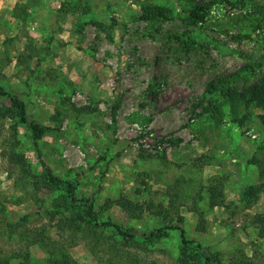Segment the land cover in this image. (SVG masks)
Here are the masks:
<instances>
[{
	"label": "rangeland",
	"instance_id": "rangeland-1",
	"mask_svg": "<svg viewBox=\"0 0 264 264\" xmlns=\"http://www.w3.org/2000/svg\"><path fill=\"white\" fill-rule=\"evenodd\" d=\"M63 1L0 0V87L44 128L41 160L98 223L164 235L77 219L85 209L45 184L19 106L0 95V220L29 215L0 226V258L45 264L54 242L76 264H200L199 244L212 264H264V193L239 210L264 184V111L206 91L264 80V0H68L62 20Z\"/></svg>",
	"mask_w": 264,
	"mask_h": 264
},
{
	"label": "trees",
	"instance_id": "trees-1",
	"mask_svg": "<svg viewBox=\"0 0 264 264\" xmlns=\"http://www.w3.org/2000/svg\"><path fill=\"white\" fill-rule=\"evenodd\" d=\"M68 0H64L61 3V19L63 20L67 11V5H68ZM162 9L158 7H143V14L144 15H162L161 14ZM189 18L195 21H203L204 17L192 13L190 14ZM264 22V20H263ZM216 85H218L216 87ZM220 87L221 93L223 96H225L227 99L231 100H241L245 103H250L254 102L258 107H260L264 111V80H261L257 83H254L250 85V87L246 90H244L241 93L235 92L231 87H230V81L228 79H223L217 82L216 84L211 83L207 86L206 91L207 94H211L215 89H218ZM0 95L7 96L8 99L11 101L13 104H17L19 106L20 110V122L30 131L32 135V139L34 140L35 144L34 146L36 147L37 155L40 160V163L42 167L44 168L45 171V184L49 186H63L65 194H66V199H68V202L70 203V208H75V207H82L85 209L84 212V217H79L77 219L83 220L86 219L88 222L93 223L94 226L96 227H110L115 232L122 237L126 238H135V237H142L146 240H152V239H157L160 238L161 236L164 235V228L162 229H155L150 231L148 234H145L144 232H136V231H129V230H123L120 226L112 224L111 222H103V223H98L96 220V217L93 213V208L89 204L87 205L86 203H83V205L77 204V200L74 195V187L72 186L71 183L64 182L60 180L58 177L54 176L52 171L45 165V163L41 160V154L40 151L38 150L37 147V141L40 140L43 135H44V128L35 120L28 118L26 114V107L25 105L17 99V97L6 94L3 92L2 88L0 87ZM215 109V106L213 105V108ZM206 111V109H205ZM12 160L16 164H21L24 167V161L22 158L19 157H13ZM260 175L264 177V166L260 165ZM29 172L28 170H26ZM38 184L39 182H35ZM222 185L218 186L215 190V193L212 197V205H218L219 201L222 198ZM264 193V184H261L259 186H248L245 190L244 193L241 196L240 199V208L239 210H244L249 207H251L254 203H256L260 195ZM29 215H25L18 219L15 222L11 221H6V220H0V226L6 229L7 231L14 232L17 231L22 226H25L27 222V218ZM79 216V215H78ZM77 220L74 218L69 219V222H72L71 225H73ZM259 224L261 225L260 229V235L261 237L264 236V217L259 216ZM172 229V228H168ZM179 231L180 234V243L185 247L189 245L191 242H188L185 237H184V231L182 228H176ZM48 247L47 249V260L45 261V264H76L72 258L66 254L58 250L59 248H56L54 245V242H49V245L46 244ZM196 249L198 250L199 256L201 258V263L200 264H212V262L215 260V255L209 250L208 247L201 246L199 244L196 245ZM0 264H11L10 259H2L0 258ZM19 264H31L29 255H23L21 261Z\"/></svg>",
	"mask_w": 264,
	"mask_h": 264
}]
</instances>
